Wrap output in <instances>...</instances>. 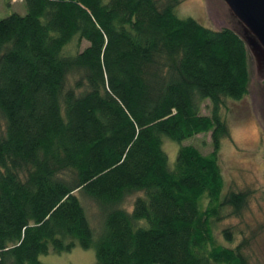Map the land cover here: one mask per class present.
<instances>
[{"label": "trees", "instance_id": "1", "mask_svg": "<svg viewBox=\"0 0 264 264\" xmlns=\"http://www.w3.org/2000/svg\"><path fill=\"white\" fill-rule=\"evenodd\" d=\"M21 2L0 19V264L76 243L95 264H250L213 233L247 196L222 193L218 163L223 104L248 92L241 37L178 17L180 0ZM201 133L209 153L182 144ZM82 198L103 216L96 236Z\"/></svg>", "mask_w": 264, "mask_h": 264}, {"label": "rangeland", "instance_id": "2", "mask_svg": "<svg viewBox=\"0 0 264 264\" xmlns=\"http://www.w3.org/2000/svg\"><path fill=\"white\" fill-rule=\"evenodd\" d=\"M175 11L180 18L193 17L213 29L229 25V17L223 15L221 0H180ZM12 12L24 15L25 4L21 0H0V19ZM87 45L85 40L80 42L81 49ZM248 59V92L240 100L227 98L223 104L229 135L221 140L218 149L222 193L231 189L244 191L247 193L246 202L238 214H231L232 207H226L229 217L216 222L213 233L219 244L234 247L242 241V251L249 263L264 264V80L255 76L250 67L249 54ZM210 107L209 99H205L201 112L209 114ZM164 139L163 149L169 162H173L179 143L167 137ZM182 144L194 145L207 154L212 150L211 134H197L182 141ZM137 195L127 199L123 208L130 212ZM82 202L96 236L103 226V216L91 200L82 198ZM226 227L232 228V242L221 234ZM39 259L43 264H95L94 250L82 248L77 243L69 251H49L40 255Z\"/></svg>", "mask_w": 264, "mask_h": 264}, {"label": "water", "instance_id": "3", "mask_svg": "<svg viewBox=\"0 0 264 264\" xmlns=\"http://www.w3.org/2000/svg\"><path fill=\"white\" fill-rule=\"evenodd\" d=\"M228 26L241 37L247 47L250 67L264 80V0H221ZM236 28L240 30L237 31Z\"/></svg>", "mask_w": 264, "mask_h": 264}]
</instances>
